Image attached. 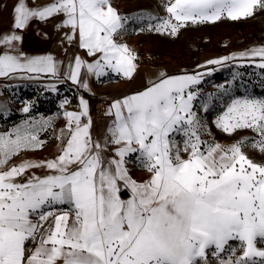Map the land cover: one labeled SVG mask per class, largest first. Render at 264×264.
Listing matches in <instances>:
<instances>
[{
	"label": "snow or ice",
	"instance_id": "1",
	"mask_svg": "<svg viewBox=\"0 0 264 264\" xmlns=\"http://www.w3.org/2000/svg\"><path fill=\"white\" fill-rule=\"evenodd\" d=\"M257 6L264 0H168V17L156 31L175 35L188 23L225 14L236 20ZM13 11L17 29L34 17L63 13L64 24L78 29L80 47L90 56L102 54L87 64L97 76L110 68L130 79L136 71L134 52L114 39L127 18L111 0H55L40 8L17 0ZM19 39L5 36L0 43ZM234 55L264 61V47ZM82 64L77 56L69 76L74 83ZM17 72L55 76L58 66L51 55L0 54V77ZM199 82L200 74L161 73L143 91L113 101L103 143L93 141L90 119L81 123L88 115L81 99V112L65 113L69 134L52 160L9 166L20 152L43 146L40 129L25 122L0 133V264H209V252L219 264H264V249L256 246L264 241V164L251 160L239 142L223 146L202 138L206 126L193 111L192 87ZM216 124L226 133L252 129L260 137L253 146L264 152V98L232 99ZM109 145L115 155L106 157ZM133 153L150 174L144 181L129 175L126 157ZM33 168L48 173L29 174ZM124 189L131 193L127 199ZM230 241L240 242L241 255Z\"/></svg>",
	"mask_w": 264,
	"mask_h": 264
},
{
	"label": "crops",
	"instance_id": "2",
	"mask_svg": "<svg viewBox=\"0 0 264 264\" xmlns=\"http://www.w3.org/2000/svg\"><path fill=\"white\" fill-rule=\"evenodd\" d=\"M26 2L29 7L40 8L50 5L55 0H26ZM16 3L17 0H0V40H3L5 36L16 35L20 37L19 40H13L10 45L0 43V54L7 52L19 55L23 53L25 57L29 58L51 55L57 62L58 72L55 76L44 73L17 72L9 76L0 77V115L6 117L14 112L19 114V117L7 128H0V133H9L17 126H26L25 122L29 124L35 123L36 128L40 129L38 138L43 141L42 147L35 150L22 151L13 157L9 166L18 164L21 160L46 161L55 159L60 154L63 145L66 144V138L69 134V121L65 113L81 112V99L87 101L88 105V115L81 117V123H87L90 119L91 126L89 131L93 141L103 143L108 136L107 129L114 120V115L106 114L113 101L143 91L152 82L156 81L161 73L166 76L187 75L181 72L176 73L168 66L140 64L135 59L134 63L137 67L130 79L125 78L122 74L113 72L110 68H105L104 74L97 76L94 71H88L87 64H94L102 54L95 53L90 56L86 49L80 47L78 29L74 31L70 25L64 24L66 16L63 13L54 14L44 19L34 17L30 19L23 29H17L14 27L13 11ZM69 37H72V39L69 40ZM77 56L80 57L83 64L78 75V81L74 83L69 76L71 67L75 66V58ZM84 82H87V88L82 86ZM67 85L74 89V94L71 95L72 102L66 105L65 100L59 99L54 104L53 109L48 112L40 111V106L38 105L29 106L26 102H17L12 98L15 92L23 91L25 87H36L52 92L60 87H67ZM194 88L193 86L192 91L195 90ZM81 91H85L87 94L84 95ZM195 102L196 99L193 101V109ZM95 104L99 105L98 108H95ZM26 105L29 106L28 112L22 111ZM45 121L47 124L44 123ZM72 127H75V122H73ZM57 137H60V139ZM214 143H219L223 146L237 144L232 139H221L214 141ZM114 148L115 145H109L105 156L115 155L113 152ZM136 156L137 154L133 153L126 157V167L129 170V175L140 182L148 179L150 174L137 161ZM247 156L251 159L249 155ZM32 172L43 176L48 173V170L46 168H33L29 171V174ZM124 190L127 193L122 198L127 199L131 193L127 189ZM229 243L233 248H235V245H239V249L235 248V256L241 255L240 242L230 241ZM33 246V243L30 242L29 247ZM256 246L264 249V241H258ZM222 258L227 259L228 253H224ZM208 260L209 264H219V260L213 257L211 252L208 253ZM257 260L259 261V258Z\"/></svg>",
	"mask_w": 264,
	"mask_h": 264
},
{
	"label": "rangeland",
	"instance_id": "3",
	"mask_svg": "<svg viewBox=\"0 0 264 264\" xmlns=\"http://www.w3.org/2000/svg\"><path fill=\"white\" fill-rule=\"evenodd\" d=\"M111 3L122 17L127 18L114 39L126 44L140 64L168 66L176 73L187 75L200 74V82L194 85L197 97L193 111L206 126L202 138L209 142L232 139L240 143L251 159L264 164V152L253 146L260 138L257 132L242 128L226 133L216 124L232 99L264 98V68L259 67L264 61L260 57L234 55L264 47V7L240 23L186 24L172 35L170 29L156 31L168 17L166 5L161 0H111ZM224 57L231 58L225 60ZM208 61L220 62L208 64ZM31 88L34 87L15 92L12 98L29 106L47 108L59 99L68 105L74 94V89L68 85L58 89L56 98L54 91ZM95 108H98L96 104ZM1 125L3 122L0 121ZM177 140L183 147V138L177 136ZM235 248L239 249V245Z\"/></svg>",
	"mask_w": 264,
	"mask_h": 264
},
{
	"label": "trees",
	"instance_id": "4",
	"mask_svg": "<svg viewBox=\"0 0 264 264\" xmlns=\"http://www.w3.org/2000/svg\"><path fill=\"white\" fill-rule=\"evenodd\" d=\"M161 3L164 4V5H167L168 3V0H161ZM260 9V6H257L253 13H255L257 10ZM253 15V14H252ZM251 17L248 16V17H242V18H239V19H236V20H233V19H229L227 17H221V19L217 20V21H214V22H205L206 24L208 23L209 25L213 26V25H217V24H220L221 22H237V23H240L242 21H245V20H249ZM188 24H191V23H188ZM216 71V70H215ZM213 71V72H215ZM84 95L87 94V92L85 91H81ZM41 98V97H40ZM40 106V105H39ZM44 108H41L40 106V111L42 112H48V111H51L54 107V104L53 105H50L48 106L47 108H45V106H42ZM19 117V114L14 112V113H11L10 115L4 117L2 115H0V121L3 122V125L0 126V128L4 129V128H7L11 123H13L17 118Z\"/></svg>",
	"mask_w": 264,
	"mask_h": 264
},
{
	"label": "built area",
	"instance_id": "5",
	"mask_svg": "<svg viewBox=\"0 0 264 264\" xmlns=\"http://www.w3.org/2000/svg\"><path fill=\"white\" fill-rule=\"evenodd\" d=\"M64 87H65V86H64ZM60 88H62V87H60ZM60 88H58V89H60ZM58 89H57L56 91H54V98H56V97H57V93L60 92ZM31 90H37V91H38V89H37L36 87L31 88ZM54 100H56V99H54ZM96 106H99V105L96 104Z\"/></svg>",
	"mask_w": 264,
	"mask_h": 264
},
{
	"label": "water",
	"instance_id": "6",
	"mask_svg": "<svg viewBox=\"0 0 264 264\" xmlns=\"http://www.w3.org/2000/svg\"><path fill=\"white\" fill-rule=\"evenodd\" d=\"M123 191H124V196H125L127 192L125 190H123Z\"/></svg>",
	"mask_w": 264,
	"mask_h": 264
}]
</instances>
